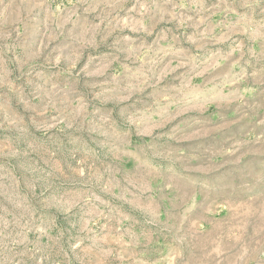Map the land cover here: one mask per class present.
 I'll use <instances>...</instances> for the list:
<instances>
[{"label":"rangeland","instance_id":"1","mask_svg":"<svg viewBox=\"0 0 264 264\" xmlns=\"http://www.w3.org/2000/svg\"><path fill=\"white\" fill-rule=\"evenodd\" d=\"M0 264H264V0H0Z\"/></svg>","mask_w":264,"mask_h":264}]
</instances>
